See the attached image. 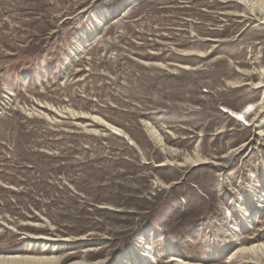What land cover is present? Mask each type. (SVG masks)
Instances as JSON below:
<instances>
[{
    "label": "rangeland",
    "instance_id": "374dc122",
    "mask_svg": "<svg viewBox=\"0 0 264 264\" xmlns=\"http://www.w3.org/2000/svg\"><path fill=\"white\" fill-rule=\"evenodd\" d=\"M263 196L264 0H0V264H264Z\"/></svg>",
    "mask_w": 264,
    "mask_h": 264
},
{
    "label": "bare ground",
    "instance_id": "6f19581e",
    "mask_svg": "<svg viewBox=\"0 0 264 264\" xmlns=\"http://www.w3.org/2000/svg\"><path fill=\"white\" fill-rule=\"evenodd\" d=\"M238 116L243 115V113L241 114H237ZM258 193V192H257ZM264 197V196H263ZM262 199H259V203L261 202ZM261 207V206H259ZM145 239H143V243L145 244V246H142V250L140 253V256L132 263V264H147L148 261L154 259L153 256L151 255V245H147L150 244V242L152 240H149V242H145ZM264 244L262 245H254L252 247H244L242 249L237 250V252L235 254H233L232 256V260H234L236 257L239 258H243L244 260H250L253 259V255H257L260 254L258 252H264ZM263 249V250H262ZM173 250L175 251V249H172L171 252H173ZM173 255H176V253H174ZM211 254H207L206 257H211ZM127 259V261H126ZM124 259V256L121 258V260L118 262V264H128V259H132L129 255L127 256V258ZM30 263L29 262H19L17 264H49L51 262V260H49L48 258H44V257H40V258H30ZM6 264H8V261H5ZM249 263H252L251 261H249Z\"/></svg>",
    "mask_w": 264,
    "mask_h": 264
}]
</instances>
